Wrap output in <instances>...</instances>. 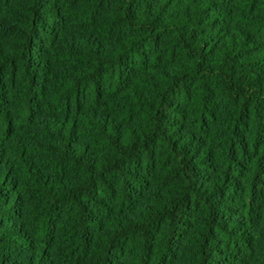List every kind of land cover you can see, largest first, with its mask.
Returning <instances> with one entry per match:
<instances>
[{"label":"trees","instance_id":"obj_1","mask_svg":"<svg viewBox=\"0 0 264 264\" xmlns=\"http://www.w3.org/2000/svg\"><path fill=\"white\" fill-rule=\"evenodd\" d=\"M0 264H264V0H0Z\"/></svg>","mask_w":264,"mask_h":264}]
</instances>
